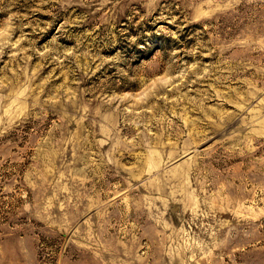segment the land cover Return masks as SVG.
I'll return each mask as SVG.
<instances>
[{
    "label": "rangeland",
    "instance_id": "rangeland-1",
    "mask_svg": "<svg viewBox=\"0 0 264 264\" xmlns=\"http://www.w3.org/2000/svg\"><path fill=\"white\" fill-rule=\"evenodd\" d=\"M0 264H264V0H0Z\"/></svg>",
    "mask_w": 264,
    "mask_h": 264
}]
</instances>
